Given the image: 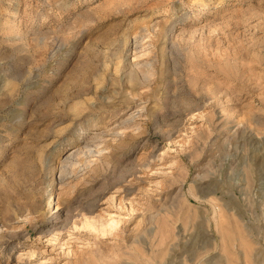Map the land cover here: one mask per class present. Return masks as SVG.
<instances>
[{"label": "rangeland", "instance_id": "rangeland-1", "mask_svg": "<svg viewBox=\"0 0 264 264\" xmlns=\"http://www.w3.org/2000/svg\"><path fill=\"white\" fill-rule=\"evenodd\" d=\"M0 264H264V0H0Z\"/></svg>", "mask_w": 264, "mask_h": 264}, {"label": "bare ground", "instance_id": "bare-ground-1", "mask_svg": "<svg viewBox=\"0 0 264 264\" xmlns=\"http://www.w3.org/2000/svg\"><path fill=\"white\" fill-rule=\"evenodd\" d=\"M55 209V208H54Z\"/></svg>", "mask_w": 264, "mask_h": 264}]
</instances>
